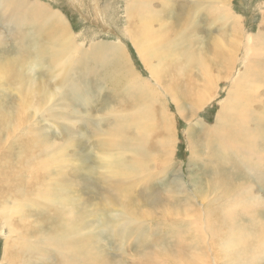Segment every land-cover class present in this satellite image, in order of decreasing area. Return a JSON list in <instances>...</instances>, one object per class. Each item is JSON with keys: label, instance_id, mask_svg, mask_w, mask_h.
Here are the masks:
<instances>
[{"label": "rangeland", "instance_id": "rangeland-1", "mask_svg": "<svg viewBox=\"0 0 264 264\" xmlns=\"http://www.w3.org/2000/svg\"><path fill=\"white\" fill-rule=\"evenodd\" d=\"M31 1L46 5L64 19L70 31L71 41H74L71 42L68 51L71 59L69 64L73 63L71 67L74 80L77 83L81 79L79 83L82 89L87 87L92 104L88 108L82 102H78L68 108L62 103L65 98L62 101L55 100L57 94H63L65 90H61L63 87L59 85L58 77L49 75L44 70L45 67L30 71L26 70V66L19 69L8 66L6 69L0 68V79L3 77L4 83V86L0 84V119H3L0 122V154L11 143L30 137L35 131L46 139L44 144H39L42 153L46 144H50L55 149L58 144L65 146L64 153L59 155L65 159V165L52 175L55 177L60 173L66 177L65 183L60 186L62 194L58 200L63 201L67 206L78 204L75 205V209H79L76 219L82 221L79 224H82L85 243L106 264H142L149 255H153L151 264H264V250L261 251L264 245L258 238L260 227H264V175L253 176L251 170L254 166L248 164L247 168L250 170L241 167L240 175L233 181L230 189L248 190L244 195L246 200L237 203L234 214L226 215L229 221L227 228L229 224L235 228L240 222L241 225L243 223L248 225L249 231L246 237L237 234L236 239L227 234L214 237L212 218L198 217L196 214L205 211L211 205L204 200H197L193 197L192 191L198 185L199 176H204L206 180L212 178L210 169L214 160L212 164H204L192 156L191 150L198 149L199 152H204L205 148L199 144V135H203L204 132L203 125L208 131L213 129L216 112L225 97L226 90L244 70V65L237 59L231 77L219 73L226 68L229 60L231 47L229 40L232 37L230 31L223 35V41L219 47H216L218 30L215 26L205 29L199 27L200 23L195 35L188 30L183 34L189 13L194 8L186 13L185 18L182 17L183 6H190L193 1L199 7H218L221 5L218 1L225 3L242 25L244 33L240 37L241 47L239 51L236 50L238 57H241L244 52L242 46H245L246 41L244 38L258 31H264V0H141L145 5H150L154 10L153 13L156 14L155 17H151V21L149 18L144 20L137 12H132L135 9V6L130 4L133 0ZM138 23L143 25L149 23L152 31L161 29L163 34L152 43L146 55L140 53L134 43L133 33ZM174 27H177L175 34L172 32ZM170 35L173 36V41L183 39L192 43L193 49L202 54L203 58L205 57L214 79L212 88L206 86V91L198 89L204 78L201 77V69L197 62H189L187 67H183L179 64L182 60H170L166 57L161 65L167 63L168 66L161 69L159 79L152 76L149 66L154 67L159 64L161 53L158 56H151L150 50L152 47L153 50L159 49L162 42ZM40 36L39 42L44 46L51 43L45 32H41ZM14 38L13 27L0 26V56L7 55L2 64L6 62L9 53H13ZM98 44H101V47L110 44V47L118 48L119 52L116 55L122 52L120 57L122 63L125 62L134 73L145 78L147 83L159 92L161 103L159 104L158 101L152 103L156 117H160L162 110L169 117L164 124L167 132L161 133L168 142L165 147L166 156L162 153L160 145L148 148L151 153L146 178L149 180L143 181L135 188H131L124 181L130 173L112 175L108 167L105 168L100 164V147L86 120L87 116L98 118L101 120L102 130H108L114 128L122 115L144 106H140L141 103L136 100L134 94L132 97L134 100L129 98L127 95L129 88L124 86L121 78L112 77L107 84L102 78L92 75L82 77V74L86 73L84 68L93 64L85 60L83 52L90 51L92 45L99 48L96 46ZM159 50L161 52V49ZM114 52L116 53V49H112L111 53ZM42 56L47 55L40 52L38 57ZM78 59L80 62L76 64ZM17 75L19 77L15 84L14 78ZM27 77L30 81L25 80ZM22 80L24 86L18 90L17 87ZM29 87L38 89L42 93V96H33L30 103L26 101ZM173 89L177 90L176 97L181 102L174 99L171 94ZM45 93L47 96H44ZM187 93L199 97L200 100L192 102L185 97ZM42 99L44 106H41ZM52 103L54 104L51 107ZM76 110L80 113H76ZM49 116L56 120L50 121ZM68 116L69 120H66ZM155 121L154 131L159 128L156 119ZM138 128L134 126L132 131L127 128L126 135L122 133L119 141L124 144L130 143ZM154 131L148 133V142L150 140L155 142L159 132L156 134ZM109 134L102 135L98 140L107 142ZM33 150L35 152L33 157L36 154L41 156L36 148ZM113 152L114 158L119 161L121 154L112 150L111 153ZM2 156L3 153L0 158ZM153 157H158L159 160L166 159V166L160 165V162L154 163ZM29 158L16 153L11 160L20 169L14 167L9 174L0 171V181L11 179L14 183L15 179L19 182L22 178L21 184L17 187L26 192V196L31 192L29 189L34 190L33 188L37 187L35 190H38L40 185L43 186L45 183L40 173L43 169L39 167L38 162L32 163L33 166L29 167L27 165L31 160ZM21 159L26 160L22 166L16 162ZM128 164V157L121 162L122 166ZM222 172H226L225 169L222 168ZM133 173L142 178L139 170ZM36 176L39 182L33 185ZM175 176L180 179H173ZM181 180L185 186L181 196L184 200L193 198V216L184 217L180 221L181 237L179 238L167 231L164 217L160 216H169L167 224H174V220H178L182 215L184 209L182 206L174 205V211L171 213L168 208L172 205H167V193L169 190L174 191L171 184ZM110 181H114L116 185L110 187ZM250 181L251 183H248ZM2 186L3 184H0V188H3ZM70 188L77 189V194L70 196ZM213 196L214 194H210L206 200L212 199ZM165 204L166 209L156 210ZM46 210L48 211H42V208L32 207L23 202H13L11 198L3 202L0 198V264H62L58 254L51 253L48 247L44 249L46 245L43 242L44 236L61 226V220L57 221L58 219L52 217L53 208L49 207ZM147 211L157 213V216L150 219L149 225L146 223L134 227V221L127 223L123 219L124 213H129L134 215L136 220L141 217V221H146ZM244 211L249 213L240 220L238 215L241 216ZM108 219L111 220L109 228L104 224ZM157 222H160L159 226L151 227V224ZM187 226L190 232L184 230ZM26 227L29 228L28 232L23 230ZM26 240L36 245L32 252L28 253L27 248L22 247ZM73 260L75 263H80V259L74 258L72 254L63 263L71 264ZM82 264L91 263L87 259Z\"/></svg>", "mask_w": 264, "mask_h": 264}, {"label": "bare ground", "instance_id": "bare-ground-1", "mask_svg": "<svg viewBox=\"0 0 264 264\" xmlns=\"http://www.w3.org/2000/svg\"><path fill=\"white\" fill-rule=\"evenodd\" d=\"M218 2L221 4L218 7H199V5H195L194 1L190 6H183V18H185L188 11L194 8V10L189 13V18L187 24L184 26L183 34L188 30L192 35H195L197 26L200 23L199 27L205 29H211V26H215L218 30L215 46L219 47L224 39L223 35L227 31H230L232 37L229 40L231 45L229 48V60L226 68L223 71H219V73L231 77L237 59L243 63L244 70L236 76L235 81H232L231 86L227 88L225 97L216 112L213 129L208 131L203 125L202 131L204 132H202L203 135H199V144L205 148L204 152L201 153L198 149L191 150L192 156L199 159V161H202L204 164H212L214 160V164L210 169L213 175L212 178L206 180L204 176H199L197 179L198 185L193 189L192 195L197 200H204L211 204L205 211L197 212L196 214L198 217L212 218L214 237L227 234L236 239L237 235L246 237L249 231L248 225L244 223L241 225L240 222L235 228L231 227L230 224L227 228L229 221L226 215L234 214L237 203L246 200L244 195L247 194L246 192L248 190L230 189L231 185L233 181L237 179L236 177L240 175L241 167L250 170L247 168L248 164L254 166V169L251 170L253 176L258 174L264 175V152L262 153L264 150V31H258L256 34L254 33L250 36H246L244 38L246 39L244 43L245 46H242V50H244L243 55L238 57L236 50L239 51L241 47L240 37H242L244 33L242 32V25L239 18L230 12V8L226 7L225 3L221 1ZM130 4L135 6L132 12H137L144 20L149 18L151 21V17L156 16V14L153 13V8L150 5L148 6V4L145 5L141 0H133ZM0 26L4 28L13 27L15 36L12 44L13 53H9L10 55L7 57L4 64H2V61L7 55L0 56L1 69H6L7 66L17 69L26 66V70L30 71L35 68L42 69L45 67L44 70L48 72L49 75L53 74V76L58 77L59 85L63 87L61 90H65L63 94L58 93L55 100L62 101L65 98L62 103L64 107L68 108L74 106V104L78 102H82L85 104V107L89 108L92 101L88 94V89L87 87L82 89L79 83L81 79L76 83L71 67L73 63L71 62L69 64L71 59L68 51L71 42L74 41H71L70 31L61 15H58L55 11L38 1L0 0ZM173 29L172 32L175 34L177 32V27ZM41 32L48 34V39L51 41L48 46H44L43 43L39 42ZM133 35H135L134 43L138 51L146 55L152 43L157 41L160 35L162 36L163 34H161V29L152 31L149 23L147 25L138 23ZM166 40L162 42L161 47H159L161 52L158 48L153 50L154 47L150 50L151 56H158L161 53L159 64L154 67L149 66L152 76L159 79L161 69L163 70L168 66L167 63L164 66L161 65L162 60L166 57L170 60H182L179 64L183 67H187L190 64L189 62H197L201 69V77L204 78L198 89L206 91V86L212 88L214 79L212 78L210 67L207 61H205V57L203 58L202 54L193 49L192 43L186 42V40L183 39L173 41V36L171 35L168 36ZM242 42L244 41L242 40ZM96 46L99 48H95L92 45L89 48L90 51L86 50L83 52L85 60L93 64L84 68L86 73L82 74V77L84 78L87 75H92L96 78H102L107 84H109L112 77L121 78L124 86L129 88V93L127 94L129 98L134 100L132 98L134 94L136 100L140 101V106L144 105L136 111H131L130 113L122 115V117L117 120L114 128L111 127L108 130H102L100 119L91 116L86 117L95 135L94 138L97 141L98 147H100V164L105 168L108 167V171H110L112 175L113 173L121 175L130 173L125 177L124 181L127 185H130L131 188H135L137 185L142 184L143 181L149 180L146 178L148 175L151 153L148 148L160 145L162 153L166 156L167 150L165 147L168 142L165 141L163 138L164 135L161 133L163 131H165V133L167 132L164 124L165 121H168L169 117L163 110L160 113V117H156L152 109V103L156 101H158L159 104L161 103L159 92L154 86L148 84L145 78L134 73L133 69L126 65L124 62L125 60L123 61L124 63H122L120 58L122 52L116 55L117 52H119L118 48H114V46L110 47V44L107 47H101V44ZM112 49H116V53H111ZM40 52H44L47 56L38 57L40 56ZM46 57L48 59L44 60L43 58ZM79 62L80 60L78 59L76 64ZM45 63L46 65H44ZM68 64L69 66H67ZM18 77L19 75L14 78L15 84ZM2 78L0 79L1 85L4 84ZM22 79L24 80V77H22ZM23 80L19 83L17 87L18 90L24 86ZM25 80L30 81L29 77ZM171 94L176 101L181 102L176 97L178 96L176 89H173ZM35 95L42 96V93L38 89L29 87L26 101L30 103L31 98ZM138 95L140 98H138ZM44 96H47V94L45 93ZM185 97L192 102L200 100L199 97L191 96L189 93H187ZM41 103V106H44L43 99ZM53 104L54 103L51 104V107ZM76 113H80L79 110H76ZM114 114H116V112H114ZM48 119H51V116H49ZM155 119L158 122L159 128L154 131L156 127ZM2 120L3 119H0V122H2ZM54 120L56 119L52 118L50 121ZM66 120H69V116ZM134 126L139 128L135 132L132 141L128 144L119 141L122 133L126 135L127 128H130L132 131ZM152 131L156 134L159 133L156 135L155 142L151 140L148 142V133ZM104 134H109L108 141H99L98 139ZM45 140L46 139H43L40 134L35 131L30 137L26 139L21 138L11 143L4 152H2L3 156L0 158V171L9 174L11 169L18 167L16 163L11 160L13 155L19 153L23 154L25 158L30 157V162L26 164L30 167L33 166L32 163H39V167L43 169L40 173H42L43 176H41L45 180L44 185L42 183L43 186L40 185L38 190H35L37 187L33 188L34 190L29 189L31 192H29V196H26V192L21 191V189L19 190L17 187V185L21 184L22 178L19 179V182L18 179L17 182L15 179L16 186L14 185L15 182L13 183L11 179H4L0 181V184H3V188H0V198L3 199V202H5L7 198H11L13 202H23L32 207L42 208V211H48L46 209L49 207L53 208L52 217H54L53 219H58L57 221L61 220V226L57 229L55 228L56 230L52 232L50 231L51 233L48 232L50 234L44 236L43 242L47 245H45L44 249L46 250L48 247L51 253L58 254L62 264H69L63 262L68 259L70 254H72L74 258L80 259V263H75L73 260L71 264H82L83 261L87 259L90 260L91 264H106L100 257L95 255L85 243L82 224H79L82 221L81 219H76V213H78L79 209L76 210L75 205L78 204L67 206L63 201L58 200L59 196L62 194L60 186L65 183L66 177L64 174L60 173L56 174L55 177H52V175L57 169L65 165V159L59 156L64 153L65 146L63 144H58L55 149L50 144H46L45 151L42 153L39 144H44ZM69 143L71 144L72 140ZM34 148L39 151L38 153H40L41 156L37 154L34 155V157L32 156L35 153L33 150ZM112 150L118 151L119 155L121 154L119 161L114 158V152L111 153ZM127 157L129 164L127 166H122L121 162L125 161ZM152 159L154 163L160 162V165H165L166 159L161 158L159 160L158 157H153ZM25 161V159H21L16 162L22 166ZM52 167H55V169ZM222 168L225 169L226 172H222ZM137 170L142 173V178L133 173L137 172ZM173 179L180 178L175 176ZM37 181L39 182V179L36 176V178L33 179V185H36ZM248 183H251V181ZM109 185L113 187L116 184L114 181H110ZM171 188L174 189L175 192L169 190L167 193V205H172L168 210L173 213L174 205H178L179 207L182 206L184 208L182 215L179 216L180 218L178 220H174V224H167V218H169V216H159L164 217L163 221L167 225V231L180 238V221L183 220L184 217L193 216V198L189 197L187 200H184L183 196H181V191L185 190L182 180L174 184L172 183ZM76 190L77 189L70 188L69 195L73 196L77 194ZM210 194H214L212 197L213 200H206ZM4 204L6 206V203ZM166 208L165 204L156 210H164ZM247 213H249V211L242 212V217L238 215V218L240 220L242 218L244 219ZM145 215L148 219L146 221H141V217H139V220H136L134 215H130L129 213H124L123 219L127 223L134 221V227H139L146 223L149 225L150 219L157 216V213L147 211ZM104 224L109 228L111 226V220L108 219ZM159 225L160 222H157L156 224H151V227H157ZM28 227L23 228V230L28 232ZM184 230L190 232L188 226L185 227ZM263 237L264 227H260L258 238L264 245ZM22 247L27 248L26 251L29 253L36 248V245L26 240ZM262 250L264 249L261 248V251ZM47 255H49V253H47ZM151 256L153 257V255H149L145 263L142 264H151Z\"/></svg>", "mask_w": 264, "mask_h": 264}]
</instances>
